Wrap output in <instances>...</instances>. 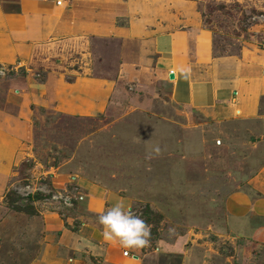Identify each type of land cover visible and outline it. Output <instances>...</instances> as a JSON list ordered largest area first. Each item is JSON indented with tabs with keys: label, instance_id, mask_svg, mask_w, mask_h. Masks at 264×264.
I'll return each instance as SVG.
<instances>
[{
	"label": "rangeland",
	"instance_id": "1",
	"mask_svg": "<svg viewBox=\"0 0 264 264\" xmlns=\"http://www.w3.org/2000/svg\"><path fill=\"white\" fill-rule=\"evenodd\" d=\"M113 4L118 25L132 17L156 30H206L217 57L264 49V0ZM119 43L112 35L49 37L0 62V133L18 145L11 158L0 156V264H37L40 239L20 215L79 221L94 209L86 205L92 183L111 192L95 210L128 229L143 264H264V232L246 236L229 219L243 210L230 208L234 193L259 192L252 184L264 155L251 140L258 131L245 134L250 125L215 122L158 87L119 78ZM77 77L106 80L107 105L63 108Z\"/></svg>",
	"mask_w": 264,
	"mask_h": 264
},
{
	"label": "crops",
	"instance_id": "2",
	"mask_svg": "<svg viewBox=\"0 0 264 264\" xmlns=\"http://www.w3.org/2000/svg\"><path fill=\"white\" fill-rule=\"evenodd\" d=\"M114 1L73 0L60 7L56 0H1L0 62L11 63L28 46L49 37L118 36L119 78L142 89L158 87L161 96L201 110L215 122L250 125L244 133L258 131L251 140L260 144L264 155V49L217 57L204 29L167 30L165 25L156 30L150 21L132 17L118 25ZM105 9L110 13L107 18ZM67 91L70 96L60 105L79 113L105 107L110 94L106 80L93 77H77ZM17 146L12 135L0 133V156L11 158ZM182 150L187 153L185 147ZM256 172L257 178L263 177L264 161ZM257 178L252 187L258 193H234L229 199L230 208L243 209L237 211L241 215L229 214L231 224L251 237L264 232V181L256 182ZM92 185L86 205L94 209H84L79 221L52 214L20 215L24 227L34 229L40 239L37 264H143L128 229L104 222L102 212L95 210L108 202L111 192Z\"/></svg>",
	"mask_w": 264,
	"mask_h": 264
},
{
	"label": "trees",
	"instance_id": "3",
	"mask_svg": "<svg viewBox=\"0 0 264 264\" xmlns=\"http://www.w3.org/2000/svg\"><path fill=\"white\" fill-rule=\"evenodd\" d=\"M9 204H11L10 206L12 207V208H14V209H16V210H19V211H24V212H26V213H31L30 211H28L27 209H23L22 207H19V206H16V205H14V204H12L13 202H8Z\"/></svg>",
	"mask_w": 264,
	"mask_h": 264
},
{
	"label": "built area",
	"instance_id": "4",
	"mask_svg": "<svg viewBox=\"0 0 264 264\" xmlns=\"http://www.w3.org/2000/svg\"><path fill=\"white\" fill-rule=\"evenodd\" d=\"M63 3V0H56V4L57 5H61ZM172 72V71H171ZM72 179H74V177H72Z\"/></svg>",
	"mask_w": 264,
	"mask_h": 264
},
{
	"label": "water",
	"instance_id": "5",
	"mask_svg": "<svg viewBox=\"0 0 264 264\" xmlns=\"http://www.w3.org/2000/svg\"><path fill=\"white\" fill-rule=\"evenodd\" d=\"M170 77H173V75H172V74H170Z\"/></svg>",
	"mask_w": 264,
	"mask_h": 264
}]
</instances>
